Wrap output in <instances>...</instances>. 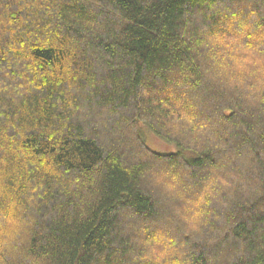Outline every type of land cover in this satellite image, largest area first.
Here are the masks:
<instances>
[{"label":"trees","instance_id":"1","mask_svg":"<svg viewBox=\"0 0 264 264\" xmlns=\"http://www.w3.org/2000/svg\"><path fill=\"white\" fill-rule=\"evenodd\" d=\"M0 264H264V0H0Z\"/></svg>","mask_w":264,"mask_h":264},{"label":"rangeland","instance_id":"2","mask_svg":"<svg viewBox=\"0 0 264 264\" xmlns=\"http://www.w3.org/2000/svg\"><path fill=\"white\" fill-rule=\"evenodd\" d=\"M148 144L150 146V148L155 151V152H161V153H168V152H165V151H168L169 150V147L165 146L164 143H161V141H157V139L149 136V140H148ZM170 151L174 152L175 149H170Z\"/></svg>","mask_w":264,"mask_h":264}]
</instances>
